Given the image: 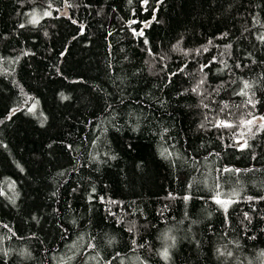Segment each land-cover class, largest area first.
Here are the masks:
<instances>
[{
    "label": "trees",
    "instance_id": "trees-1",
    "mask_svg": "<svg viewBox=\"0 0 264 264\" xmlns=\"http://www.w3.org/2000/svg\"><path fill=\"white\" fill-rule=\"evenodd\" d=\"M122 263L264 264V0H0V264Z\"/></svg>",
    "mask_w": 264,
    "mask_h": 264
},
{
    "label": "water",
    "instance_id": "water-1",
    "mask_svg": "<svg viewBox=\"0 0 264 264\" xmlns=\"http://www.w3.org/2000/svg\"><path fill=\"white\" fill-rule=\"evenodd\" d=\"M68 14H69V11H68V8L66 6V3L63 2L62 6L57 11V16L66 18L68 16ZM249 121H251L250 124H257V123L261 122V119L255 118V119H252V120H249Z\"/></svg>",
    "mask_w": 264,
    "mask_h": 264
},
{
    "label": "snow or ice",
    "instance_id": "snow-or-ice-1",
    "mask_svg": "<svg viewBox=\"0 0 264 264\" xmlns=\"http://www.w3.org/2000/svg\"><path fill=\"white\" fill-rule=\"evenodd\" d=\"M249 123H251V121H249ZM217 203H221V204H225V202H223V201H217ZM225 207H226V204H225Z\"/></svg>",
    "mask_w": 264,
    "mask_h": 264
},
{
    "label": "rangeland",
    "instance_id": "rangeland-1",
    "mask_svg": "<svg viewBox=\"0 0 264 264\" xmlns=\"http://www.w3.org/2000/svg\"><path fill=\"white\" fill-rule=\"evenodd\" d=\"M255 118H258V117H255ZM255 118H253V119H255ZM260 119V118H259ZM250 120H252V119H250ZM248 123H249V120H248ZM122 264H124V263H122Z\"/></svg>",
    "mask_w": 264,
    "mask_h": 264
}]
</instances>
